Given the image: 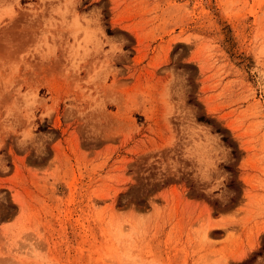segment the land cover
I'll use <instances>...</instances> for the list:
<instances>
[{
    "label": "rangeland",
    "instance_id": "1",
    "mask_svg": "<svg viewBox=\"0 0 264 264\" xmlns=\"http://www.w3.org/2000/svg\"><path fill=\"white\" fill-rule=\"evenodd\" d=\"M0 264H264V0H0Z\"/></svg>",
    "mask_w": 264,
    "mask_h": 264
}]
</instances>
